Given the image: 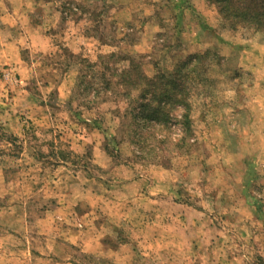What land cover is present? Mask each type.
I'll return each mask as SVG.
<instances>
[{
    "label": "clouds",
    "instance_id": "clouds-1",
    "mask_svg": "<svg viewBox=\"0 0 264 264\" xmlns=\"http://www.w3.org/2000/svg\"><path fill=\"white\" fill-rule=\"evenodd\" d=\"M76 2L87 6L86 0ZM191 3L192 7L183 9L185 18L190 20L183 34L192 47L181 54L185 63L182 71L189 80L187 95L179 93L176 99L183 103L166 106L170 126L157 117L151 118L144 128V121L138 120L132 109L147 85L126 87L117 83L119 76L111 78V89L101 90L99 95L93 91L87 98L72 101L73 109L79 106L84 120L90 124L96 121L99 127L93 126L89 131L73 123L64 106L72 96L79 65L66 66L63 75L59 68L42 66L45 57H55L60 51L53 41L65 45L66 36L73 35L68 31L63 38L42 37V32L59 25L60 14L53 12L49 16L48 5H42L46 20L36 30L25 27L15 33L9 28L0 31V71L6 74L0 80V131L5 136L19 137L17 143L23 142L24 146L17 159L8 154L12 143L0 141V198L11 194L7 207L0 209V223L7 226L0 232V264H32V240L28 235L31 229L25 223V206L31 193L28 186L38 179L40 167L29 155L28 146L29 141L34 145L38 141L32 140L25 130L33 127L40 141L52 139L56 131L63 132L61 140L70 143L74 154L87 160L92 173L87 178L83 169L73 174L70 169L58 168L52 174L54 179L46 176L45 189L49 184L55 185L60 202H67V208L83 201L91 211L76 222L65 218L66 223H74L78 229L75 233L70 229H41L48 233L40 247L49 257L45 264H70L74 256L91 258L77 259L76 264H264V218H256L257 208L264 204V192L253 188L249 196L246 183L250 169L264 178V25L249 27L237 23L234 29L221 28L224 17L215 4L206 9L198 0ZM27 10L35 11L32 3ZM133 11L143 18L154 10L140 4ZM75 12L86 18L80 9ZM176 12L179 14L180 9ZM125 18L132 20L131 15ZM4 19L15 27V20L7 15ZM67 21L76 26L73 17ZM202 24H207V29ZM164 31L158 24H148L141 47L144 53L155 55L159 69L172 72V56L167 50L153 49L154 34ZM66 47L74 51L77 45L72 40ZM25 49L29 62L21 56ZM217 49L218 55L224 57L219 64L212 59ZM132 52L140 53L136 47ZM194 53L200 57L207 53V57L203 62L198 58L189 61ZM233 56L235 67L244 69V74L229 81L226 77L233 73H221V68H227ZM59 59L63 60V55ZM3 64L9 68L3 69ZM249 72L251 76L247 75ZM16 73L18 80L13 75ZM144 75L151 80L158 75V69L147 64ZM202 78L215 83L205 84ZM33 79L42 99L47 100L53 91L57 93L61 111L55 117L51 109L41 108L31 99L33 93L27 89ZM44 80L48 81L47 87L43 86ZM186 117L191 121V135L184 130ZM48 128L55 131L45 135ZM73 129H77L76 135L72 134ZM42 151L47 152V147ZM15 168L23 171L5 177V170ZM6 180L11 183L6 184ZM248 183L260 186L264 179ZM68 188L73 189L71 197L63 194ZM173 198L186 203L165 207ZM177 208L186 209V223L180 220L179 213L172 214ZM221 216L235 217V222L220 219ZM210 217L218 221L219 227H208L212 223ZM117 230H122L123 238ZM13 233L21 234L23 239ZM57 237L61 238L59 244Z\"/></svg>",
    "mask_w": 264,
    "mask_h": 264
},
{
    "label": "rangeland",
    "instance_id": "rangeland-1",
    "mask_svg": "<svg viewBox=\"0 0 264 264\" xmlns=\"http://www.w3.org/2000/svg\"><path fill=\"white\" fill-rule=\"evenodd\" d=\"M198 2L205 5L206 9H211L213 4H215L218 8L216 0H198ZM86 3L87 6H85L84 4L80 6L76 2H70L69 4L62 3L59 10L57 11L47 10L49 16L52 15L53 12L60 14L58 27L49 28L47 31L51 34L52 37L59 35L61 38H63V36L66 35L64 32L66 30L71 31L73 34L71 37L66 36L65 45L62 44L59 40L54 41L60 51L56 53L55 57L48 56L45 57L44 60L45 64L49 62H58V68L61 69V75H63V70H65L66 66H71L72 64L79 65V75L76 77V82L73 86L74 88L72 89L71 102H67L64 106V110L70 113L69 119H71L73 123L77 124L78 126L87 128L89 131L92 130L93 126L99 127V123L96 121H92V123L90 124L88 121L84 120L83 112L79 110V106L74 110L72 107V101L75 99H80L81 97L87 98L93 91H95L96 94L99 95L101 90L111 89V78L119 76V80L117 81V83L123 84L126 87L136 86L141 83L147 85V87H145L141 91L136 101H134V107L132 109L134 116L138 118V120L144 121V128H147L149 126L148 121L151 118L157 117L165 119L166 126H170L168 125L166 120V106L171 103L172 106L175 107L176 104L182 103L183 100L176 99L179 93L183 92L185 96L187 95L185 87L189 83V80L188 74L182 71V69L185 67V63L181 60V54L183 50L192 47L189 40L183 34L185 31V25L190 23V20L185 18L183 9L185 7H192L191 0H181L178 3H170L167 0H144L140 2H134V0H132L130 4H127L129 9L118 12L119 23H117L116 20L114 21L115 18L111 19V17L115 15V13L113 14V16L111 14V0H87ZM140 4H143L145 8H152L154 10L153 14L151 16L140 18L138 14L133 11V9L139 7ZM75 7H79L81 11L86 14V18L84 16H80L84 17V20H86L83 26L79 28L81 30H77L75 27H72V25L69 24L70 22L67 21L70 16L73 17L74 20L78 18V16H76ZM176 9H180L179 14H177ZM140 11H144V8H141ZM45 12L46 10L40 11L39 17H41L43 20H46ZM127 15H131L132 20L126 19L125 17ZM165 17H167V23H165ZM211 19L215 18L213 17ZM156 22L160 25V28L166 29V31L157 32V34L153 36V40L156 41V43L153 44V49L154 51L167 50V53L172 56V60L174 63L172 72H168L167 68L162 70L159 69V61L156 59L155 55L144 53L145 50L143 47H141L142 38H144V33L147 25L154 24ZM237 23L244 24L241 18H224L220 26L221 28L229 27L234 29L235 24ZM137 24L139 25V27H137ZM66 25H68V27L70 26V28L66 27ZM202 26L207 29V24H202ZM79 31L83 33H80ZM79 34L83 36L80 38ZM241 35L244 36L245 34L242 33ZM92 37L97 38L96 44H94L92 41L90 43L89 38ZM69 39L74 40L77 45L74 51H72L69 47H66ZM261 42L264 43V36L261 37ZM134 47L138 48L140 53H136L135 55H133L132 49ZM114 48H118L119 51H114ZM218 52L219 49H217L216 52L212 53V59H214L217 64H219L220 61L224 60V57L219 56ZM85 53H87V55H85ZM21 55L24 58L29 59V53L27 49L23 50ZM61 55H63L64 57L63 60L59 59ZM205 57H207V53L205 54ZM205 57H200L199 53H194L189 56V61H191L193 58H198L201 62H203ZM234 59V56L230 57L228 60V67L221 68V73H226L229 71L233 73V75L226 77V79L229 81L232 80L235 76H242L244 74V69L235 67V64L233 63ZM122 64H127L128 66L121 69V67L118 66ZM147 64H152L154 68L158 69V75L154 76L151 80H149L144 75V68L147 67ZM8 68L9 65L3 66V69ZM128 70L130 76L126 75ZM178 70L181 71L178 86L179 91L176 94L168 96V94L170 93L168 89H171L172 86V84L168 83L172 76H174V73ZM5 75L6 74L4 71H0L1 80L5 78ZM13 75L17 80L20 78L19 74L17 73ZM48 75L50 76V73ZM247 75L251 76V73L249 72L247 73ZM129 77L131 80H128ZM136 78L137 80H135ZM202 79L203 82L208 85L215 83V81L210 79ZM98 84L102 87H97ZM31 86L28 88V90H34L33 92L35 95L37 93L41 94L35 86V80L32 81ZM11 95L12 93L9 92L10 97ZM41 95L37 96L39 100H35V102L41 108L51 109V114L55 117L57 112L61 111L57 104V93L55 91L50 93L47 100L42 99ZM125 95H127V93H125ZM81 103H83V101H81ZM154 104L156 105L155 107H153ZM23 118L24 117H21V119ZM64 123H67V121H64ZM29 124H31V121H29ZM25 131L27 134L31 135L32 140L38 141V143L35 145L32 144L31 141H29L28 146L33 147L34 149H40L39 156L40 158H43L44 161H52L51 158H55L57 155L44 152L42 151V149L45 147H47V149H50L49 147L56 146L58 147L61 156L69 157L71 160H75L79 163H84L85 166L89 167L87 160L84 157L79 156V158H77L78 155L74 154L71 151L70 143L66 144L63 140H61V137L64 135L63 132L56 131L55 136L52 139L40 141V138L35 135L34 127L31 129H26ZM54 131L55 129L48 128L45 132V135H51ZM76 131L77 129H73V132ZM186 132L189 135L193 134L191 131V127L187 129ZM4 140L10 141L13 146L8 154L19 159L20 153L24 149L23 142L17 143L19 137H13L10 135L5 136L3 132L0 131V141ZM118 148L119 145H117V149ZM2 154L3 149H0V155ZM29 155L32 158L37 156V154H35V156L32 155L30 151ZM21 171L23 170L19 168L7 169L5 170L4 174L5 177H7L10 173L12 175H19ZM87 171L90 175L92 174L89 169H87ZM21 177L22 176H20V178ZM260 179L264 178H262L259 173L250 169L246 177V182L257 181ZM5 183H11V181L6 180ZM33 185H35V189L33 188ZM247 186L249 189V195L252 194L251 190L253 188H255L256 192H264V185L257 186L255 183H248ZM28 187L31 189V193L26 198L27 203L25 207L28 213V217H30L29 219L33 221V224L40 225L38 227L39 230L46 226H55L56 223H53L52 219L44 218L45 215L48 214V212L46 211V207L51 203L48 202L51 198H49L47 196V193L44 191L46 190L45 187L44 190H39L41 186L39 187L33 182ZM10 199L11 194H5L2 198H0V209L6 208L7 201ZM257 203L260 204L259 201H257ZM54 204H56V202ZM50 209L51 208H49L48 210ZM257 210L261 212L262 217L260 218H264V204H260ZM256 218L260 219L258 217ZM216 222L218 221L216 220ZM6 227L7 226L5 224L0 223V232L5 230ZM35 239L37 240V247H43L42 243L45 241L44 235H41L39 237L38 235H35ZM57 244H59V242ZM35 252L36 256H39L38 259L42 260V255H44V252L40 249L35 250ZM74 257L76 260L91 259L90 257Z\"/></svg>",
    "mask_w": 264,
    "mask_h": 264
},
{
    "label": "crops",
    "instance_id": "crops-1",
    "mask_svg": "<svg viewBox=\"0 0 264 264\" xmlns=\"http://www.w3.org/2000/svg\"><path fill=\"white\" fill-rule=\"evenodd\" d=\"M140 1H144V0H134V2H140ZM167 1L170 3H178L177 0H167ZM180 1L181 0H179V2ZM70 2H76V0H0V31H2L5 28H9L11 31H13L15 33L17 30L23 31L25 27L31 31H34L45 23V20H43L41 17H39L40 11L46 10L42 5H48L49 6L48 11L49 10H52V11L56 10L57 11V10H59L62 3L69 4ZM111 2H112V4H110L111 5L110 9L112 11V13H111L112 16L115 13V15L113 17H111V19L115 18L114 21L116 20V22L119 23L118 12L129 9L127 4H130V2H132V0H111ZM29 3L33 4V7L35 8L34 12L27 10V5ZM79 5L82 6L83 4H79ZM177 5H179V4H177ZM5 8H7V12L4 11ZM75 8L80 9L79 7H75ZM114 8H116L115 12H113ZM6 15L9 16L10 18H12L13 20H15V27H11V26L6 24L5 19H4ZM74 21H75L74 24L76 26H73V22H70L69 24L72 25V27H75L77 30H81L79 28L81 26H83V24L86 20H84V17L78 16V18H76V20H74ZM154 24H158V23L156 22ZM159 27H160V25H159ZM68 28H70V26ZM47 31H44L41 33L42 37L51 36V34L48 33ZM68 31L69 30L64 31L65 34H67ZM79 32L83 33L81 31H79ZM155 34H157V32ZM79 36L81 38L83 35L79 34ZM69 37H71V36H69ZM85 38H86V36H85ZM143 39L144 38H142V41H143ZM69 41H72V40L69 39ZM86 41H87V39H86ZM89 41H90V43L92 41L94 44H96L97 38L96 37L89 38ZM45 46H47V45H45ZM0 53H2V49H0ZM37 55L40 56L43 54L37 53ZM22 58L25 60V62H29V59H26L23 56H22ZM5 65H7V64H3V66H5ZM42 66H45V67L53 66V67L58 68L59 64H58V62H51V63L49 62L47 64L43 63ZM17 74H19V73H17ZM50 75H51V73H50ZM41 79H44V77L42 76ZM47 84H48V81L44 80L43 86L47 87ZM28 91L33 93L32 97H31L32 100H34V101L39 100V98L37 96H40L41 94L37 93L35 95L33 92L34 90H30V89ZM68 102H71V97L69 98ZM57 104H58V102H57ZM72 134L76 135L77 132H73ZM80 143H82V141ZM49 148L50 149H48V151H47L48 153L57 155L56 157L54 156L55 158L50 157L52 159V161H44V159L40 158V156H39L40 149H37V148L34 149L33 147H29L30 153H32V155L35 156V154H37V156H35L33 159H35L34 160L35 164H39L40 171H39V173H37L38 179L33 183L37 184V186H39V187L41 186V188H39V190H41V189L44 190L46 176H52V174L55 173L58 168L70 169L73 172V174H75L77 171H80L81 169H83L85 171V173L87 174V178H91L92 174L90 175L87 171V169H89V167L85 166L84 163H79V162H76L75 160L74 161L71 160L69 157L61 156V153H60L58 147H56V146L49 147ZM77 158H79V156ZM61 175L63 176L64 173H62ZM52 178L54 179L55 177L52 176ZM20 179H23V178L21 177ZM68 183L72 184L73 181H68ZM246 183L248 184V181ZM84 187L86 188L87 185H84ZM33 188L35 189V185H33ZM44 191L47 193V196L49 198H51L50 201H48V202H51L50 205H48L46 207V211L48 212V214H46L44 218L45 219H52L53 223H56V225L55 226H46L42 229L47 230L49 227H51L53 229L59 228L60 230H69L70 229L73 233L78 231V229L75 227L74 223L73 224L66 223L65 218L67 220H71L74 222L79 221L86 214V212L91 211L90 206L85 204L83 201H77V203L73 204L72 207L69 209V208H67V202H65V203L60 202V198H59L60 193L56 190L55 185L49 184L48 188ZM63 194L68 196V197H71L73 195V189L68 188L64 191ZM249 196H251V195H249ZM164 199L167 200V198H164ZM52 202H54V203L56 202V204H54ZM182 202H184V201L177 200V199L173 198L172 201H170L168 204H166L164 206L170 207L173 205H179ZM184 203H186V202H184ZM154 207H160V205H155ZM49 208H51V209L48 210ZM196 210L197 211H203V209H200V208H197ZM178 213H179L180 220L184 221L186 223V216H187L186 209L177 208L176 211H173L172 214L175 216ZM149 215H151V213H149ZM256 217H258V218L262 217L261 212L259 210H257V216ZM29 218L30 217H28V213H27V216L25 217V223L31 229V231L28 233V235H29V238L32 240V247L29 249V255L33 258L32 264H45V261L47 259H49V257L45 256V254L43 253L44 254V255H42L43 259L40 260V259H38L39 256H36L35 250H39L40 248L37 247V240L35 239V235L36 236L38 235V237L41 235H44V240H46L48 233L46 231L41 233V230L38 229V227L40 225L33 224V221H31ZM220 218L230 220L231 222H235V217H232V216H221ZM210 219H212V223L209 224L208 227L211 228L213 225L219 227V223L216 222L215 219H213L211 217H210ZM165 223H170V222L166 220ZM96 224H97V227H99L100 221H97ZM41 227H43V226H41ZM7 231L12 232L13 230L7 229ZM117 231H119L121 233V238H123L122 230H117ZM13 234L17 235L18 238L23 239V236L21 234H19V233H13ZM58 242L61 243L60 237H57V243ZM42 245H43V243H42ZM51 259L58 260L59 257H51ZM70 264H76L75 257H73V260L70 262Z\"/></svg>",
    "mask_w": 264,
    "mask_h": 264
},
{
    "label": "trees",
    "instance_id": "trees-1",
    "mask_svg": "<svg viewBox=\"0 0 264 264\" xmlns=\"http://www.w3.org/2000/svg\"><path fill=\"white\" fill-rule=\"evenodd\" d=\"M216 2L219 12L225 19L241 18L244 24L249 27L253 25H264V0H216ZM180 74L181 71L178 70L170 79L168 84H172V86L171 89H168V91H170L168 96L176 94L179 91ZM126 75L130 76L129 70ZM128 80H131L130 77ZM135 80H137V78ZM189 128L190 121L186 117L184 121V130L187 131Z\"/></svg>",
    "mask_w": 264,
    "mask_h": 264
}]
</instances>
